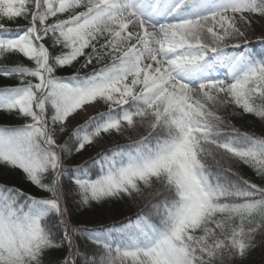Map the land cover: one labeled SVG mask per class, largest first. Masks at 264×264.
<instances>
[{"label":"snow or ice","instance_id":"obj_1","mask_svg":"<svg viewBox=\"0 0 264 264\" xmlns=\"http://www.w3.org/2000/svg\"><path fill=\"white\" fill-rule=\"evenodd\" d=\"M257 25L264 0H0V114L19 121L0 125V264H244L264 247Z\"/></svg>","mask_w":264,"mask_h":264},{"label":"trees","instance_id":"obj_2","mask_svg":"<svg viewBox=\"0 0 264 264\" xmlns=\"http://www.w3.org/2000/svg\"><path fill=\"white\" fill-rule=\"evenodd\" d=\"M18 23L23 24L24 22L19 21ZM7 26L14 28V27H17L18 25L10 23ZM254 32H255V34H257L255 36L256 38L250 39V40H256L257 38H260L259 36H261L264 32V27L257 25L256 31H254ZM100 111H103V110H100ZM95 114H96V112L93 115H95ZM249 117H251V116H248V118ZM251 118L253 119V117H251ZM253 120L257 123V127L250 128V129L242 126L241 124L236 123L235 121L234 122L237 124L238 127L241 128L242 131L256 132L257 134H259L260 130H261V124L257 119H253ZM82 122H83V120L79 123H82ZM17 123H19V121L15 120L11 116H6V115L0 114V125L17 124ZM126 142H127L126 140L121 139L119 137H116L114 140L113 139H107V140L103 141L100 146L89 149L88 152L84 153L83 156L72 157L70 160V163H79L83 159H86L89 155H94L96 152L100 151L101 148H103V147H112L114 143H126ZM242 171L248 177L253 176L252 170H250L248 168H244ZM4 175H7V173H4ZM9 179L12 180L13 182H16L20 178L17 174L13 173L9 177ZM137 211H138L137 205L132 203V202H128L126 204L115 203V204H111V205L106 206V209L104 210L103 216L99 217V219L103 223H113V222L124 221L126 218L133 216V214ZM98 216H99L98 213H90L88 211H81L75 215L74 222L85 223V224H88V226H91L92 222L97 220ZM244 264H264V247L261 246L260 239H257L256 245L252 249L250 255H248L244 259Z\"/></svg>","mask_w":264,"mask_h":264},{"label":"rangeland","instance_id":"obj_3","mask_svg":"<svg viewBox=\"0 0 264 264\" xmlns=\"http://www.w3.org/2000/svg\"><path fill=\"white\" fill-rule=\"evenodd\" d=\"M257 27V26H256ZM256 27H255V30L256 31ZM252 32L248 35V39H254L256 38L255 36L257 34H255V32ZM259 37H264V32L261 36ZM98 110H104L103 106H98ZM97 111V109H92V108H89L88 112L87 113H81L80 116H78L76 118V120L72 121V125L71 126H74V125H77L79 122H81L82 120H84L85 118H87L88 116H91L93 115L95 112ZM236 123L238 124H241L242 126L246 127V128H255L257 127V123L251 118V117H246L245 119L243 120H237L235 121Z\"/></svg>","mask_w":264,"mask_h":264}]
</instances>
